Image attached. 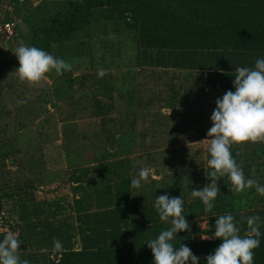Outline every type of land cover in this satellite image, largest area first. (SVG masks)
<instances>
[{
	"label": "rangeland",
	"instance_id": "374dc122",
	"mask_svg": "<svg viewBox=\"0 0 264 264\" xmlns=\"http://www.w3.org/2000/svg\"><path fill=\"white\" fill-rule=\"evenodd\" d=\"M67 1L0 0V22L14 21L13 34L0 35V240L15 233L22 241L20 259L29 264L59 256L53 250L54 240L63 248L79 249L84 228L93 224L92 218L88 223L82 219L85 212L102 209L104 188L121 184L119 176L137 177L141 167L152 170L150 177L140 189L130 187V198L150 199L152 194L164 195L169 187L179 192L183 180V215L190 231L179 232L176 238H210L201 229L213 228L211 217L189 216L185 211L189 188L202 190L210 183L206 176V170L212 171L207 164L210 153L203 140L212 127L216 100L224 93L197 78L203 79L207 72L199 66L215 61L198 56L193 62L188 60L190 54L184 59L175 53L162 56L161 51L141 45L127 4L109 0L81 30L51 43L49 53L71 64L70 71L58 75L53 70L38 85L20 82L14 50L21 42L37 47L40 26ZM237 60L231 56L224 64L255 66V61ZM80 73L87 74L86 84H71L69 78ZM90 73L94 81L88 79ZM183 94L193 102L183 104L191 111L185 115L178 103ZM171 98L176 107L166 105ZM131 128L135 136L130 135ZM263 145H235L245 178L262 185L264 177L259 171L253 176L252 169L256 170ZM74 173L81 174V180L73 179ZM224 183L223 177L218 187L227 190ZM253 195L251 208L263 210L258 216L264 223V195L257 191ZM154 215V223H146L148 237L171 227L160 220L157 210Z\"/></svg>",
	"mask_w": 264,
	"mask_h": 264
},
{
	"label": "trees",
	"instance_id": "16d2710c",
	"mask_svg": "<svg viewBox=\"0 0 264 264\" xmlns=\"http://www.w3.org/2000/svg\"><path fill=\"white\" fill-rule=\"evenodd\" d=\"M109 0H68L60 9L50 14L47 20L40 26L41 37L36 43L37 48L49 52L53 41L69 38L86 24L91 22L96 10ZM117 1V0H115ZM127 4V9L132 17L131 24L138 28L141 35L140 44L161 51L162 56L177 54L180 58L190 54L188 60L193 62L199 58L215 61V64L206 62L199 68H207L203 79L197 78L208 87H215L227 91H235L234 76L235 65H227L230 57L237 58L238 62L250 63L264 58V0H120ZM169 52H163V51ZM191 52H170V51ZM169 54V55H168ZM184 66V63L181 64ZM192 67L191 62H186ZM2 66L0 65V74ZM88 74V79L91 78ZM87 74H77L69 78L71 84L84 86L87 82ZM118 87L121 85L118 84ZM184 94L180 104V113L185 115L189 111L184 108V103L191 105L192 98ZM171 108L176 107V101L172 98L166 102ZM129 108V107H128ZM131 108V107H130ZM132 109V108H131ZM159 113V111H158ZM133 128L134 122H129ZM130 130V135L135 136V129ZM237 147L232 146L233 158L238 161ZM208 160L211 158L208 154ZM122 161L124 157L119 158ZM257 167L259 175L264 177V145L261 147ZM175 162V161H173ZM174 169V168H173ZM158 171V170H157ZM176 171V170H175ZM180 174V173H178ZM180 175H185L181 173ZM203 176V174H202ZM73 179L81 180V174H72ZM121 184L114 188H104L106 202L98 212L88 210L80 219L88 223L92 218L91 225L84 228L82 239L83 246L79 249L63 248L59 256H46L40 264H154V257L147 242L158 236L148 237L150 229L146 223L153 224L156 209L154 207L156 197L145 200H132L130 198L131 181L135 177L119 176ZM228 187L224 190L219 187L214 208L205 212V206L199 198L191 194L185 213L189 216H202L207 214L211 217L212 229H201L210 235V238L199 239L198 237H181L172 241L175 248L183 243L188 246L194 255L200 258V264H207L206 257L214 254V250L222 243L221 239L214 238L216 217L231 214L234 221L240 224V233L247 230V218L262 215L263 210H253L254 193L256 188H246L241 193L230 191V182L224 177ZM160 179L152 178L154 183ZM262 185V181L259 182ZM185 182L179 183V192L171 187L166 189L165 194L170 197H185L183 188ZM186 189V188H184ZM192 192V189L189 188ZM175 190V189H174ZM188 190V188H187ZM163 195V194H161ZM1 196V195H0ZM183 201L186 198H182ZM81 202V197L76 199ZM184 205V204H183ZM262 220V219H261ZM149 225V224H148ZM148 228V230H147ZM198 228V226H197ZM259 237L260 246L254 250V264H264V223L260 222ZM33 260H36L34 258ZM191 264V262H189Z\"/></svg>",
	"mask_w": 264,
	"mask_h": 264
},
{
	"label": "clouds",
	"instance_id": "9594fccd",
	"mask_svg": "<svg viewBox=\"0 0 264 264\" xmlns=\"http://www.w3.org/2000/svg\"><path fill=\"white\" fill-rule=\"evenodd\" d=\"M13 53L19 61L15 72L20 82L29 86L40 84L53 70L62 75L72 67L64 59L22 42ZM100 74L103 75L102 72ZM233 83L235 91L229 90L216 100V108L211 115L212 127L207 132V139L203 140L208 144L211 157L207 164L212 171L206 170L210 183L202 190L192 189L191 192L194 198L202 201L205 212L214 208L220 192L218 181L223 177L228 178L232 192L241 193L246 188L255 187L260 195H264V185L256 179H246L231 152L233 145L264 142V58L257 59L254 68H235ZM151 171L148 167H141L138 176L132 179L131 187L140 189L142 182L148 181ZM252 174L255 176V168ZM154 207L160 220L171 224L157 238L146 243L152 251L154 264H200V258L188 246L182 243L175 248L172 243L179 232L190 231L183 215L182 196L160 195L156 197ZM260 222L258 215L248 217L247 230L241 234L233 215L216 217L214 238L221 239L222 243L214 254L206 257L207 264H254V250L260 246ZM202 238L209 239L207 236ZM21 243L15 233H6L0 240V264H29L28 260L20 259ZM53 244L54 252L62 251L63 245L59 240H54Z\"/></svg>",
	"mask_w": 264,
	"mask_h": 264
},
{
	"label": "built area",
	"instance_id": "2783aa9c",
	"mask_svg": "<svg viewBox=\"0 0 264 264\" xmlns=\"http://www.w3.org/2000/svg\"><path fill=\"white\" fill-rule=\"evenodd\" d=\"M14 32V21L5 20L0 22V35L3 37H9Z\"/></svg>",
	"mask_w": 264,
	"mask_h": 264
}]
</instances>
